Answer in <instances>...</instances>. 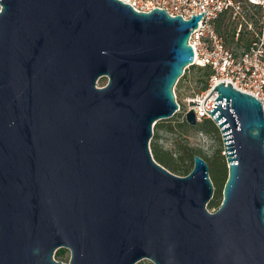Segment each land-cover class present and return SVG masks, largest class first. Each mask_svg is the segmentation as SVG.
Wrapping results in <instances>:
<instances>
[{"label":"water","instance_id":"95a60500","mask_svg":"<svg viewBox=\"0 0 264 264\" xmlns=\"http://www.w3.org/2000/svg\"><path fill=\"white\" fill-rule=\"evenodd\" d=\"M204 13L0 0V264H264L262 101L214 87L224 106L205 110L228 166L214 212L208 162L196 154L178 175L151 149L179 109ZM186 120L198 123L193 110Z\"/></svg>","mask_w":264,"mask_h":264},{"label":"built area","instance_id":"2783aa9c","mask_svg":"<svg viewBox=\"0 0 264 264\" xmlns=\"http://www.w3.org/2000/svg\"><path fill=\"white\" fill-rule=\"evenodd\" d=\"M121 1L129 4L137 12L147 13L159 8L171 16L181 15L185 20L191 19L193 13L199 15L205 11L198 27L191 33L189 43L195 52L193 65L209 66L213 72L207 88L197 97L187 100L185 116L188 111L193 110L198 122L207 118L214 120L206 110L217 106L214 103H222L224 106V99L215 101L219 93L213 91L217 84L224 81L232 83L238 90L252 94L264 105V0H247L249 6L260 8L261 16L257 30H251L253 35L248 47L241 52H236L233 47L227 45L223 33L217 28V23L224 14L230 13L235 19L242 13L241 0ZM240 30L241 28L238 32Z\"/></svg>","mask_w":264,"mask_h":264},{"label":"trees","instance_id":"16d2710c","mask_svg":"<svg viewBox=\"0 0 264 264\" xmlns=\"http://www.w3.org/2000/svg\"><path fill=\"white\" fill-rule=\"evenodd\" d=\"M241 1H246L247 3V0ZM224 16L225 14L219 19L217 23V28L220 32L222 24L224 22ZM233 23L234 22L230 20L229 23L226 24L228 26L230 25L229 30H233L234 36L237 30V24L236 26H234ZM192 66L196 67L198 72L201 73L199 81L202 83V90L206 89L209 78L213 72L212 69L209 66ZM181 87L182 84L179 83L177 86L178 96L181 94ZM179 127L183 129L185 133H188L189 130H197L215 138H220V129L218 125L214 122V120L210 118L204 119L203 121L198 122L196 125L189 124L186 118L180 121H174L173 119L168 121L159 120L154 127V134L151 140V149L155 159L159 163L164 165L166 168L178 175H187L192 171L194 167V156L196 154L202 156L208 162L210 168V177L212 178V181L215 186L214 196L210 200L208 206L210 208L218 209L223 200V188L228 178V166L226 156L222 153V148H217L213 152V154L207 155L201 149H197L191 146L189 144V141H185L182 139H176L174 141V149L171 150L166 148L160 141L161 131L175 133ZM67 253L68 249L59 248L55 253V257L60 260L65 257Z\"/></svg>","mask_w":264,"mask_h":264},{"label":"rangeland","instance_id":"374dc122","mask_svg":"<svg viewBox=\"0 0 264 264\" xmlns=\"http://www.w3.org/2000/svg\"><path fill=\"white\" fill-rule=\"evenodd\" d=\"M261 14L260 8H254L249 6L246 1H243V11L237 16V18H233L229 13L225 14L223 19V24L221 27V33H223L227 45L233 47L236 52H241L246 49L252 39L251 30L256 29L258 27V20ZM232 20L233 25L236 26L237 30L235 35L233 36V30H229L230 25L228 26L226 23ZM227 25V26H226ZM239 28H241L240 32ZM239 33V35L237 34ZM199 77H201V73L198 72L196 67L192 65L187 66L185 69V73L180 77L178 83L175 86V91L177 95V101L180 105V109H178L177 113L167 119H163L162 121H168L173 119L174 121H180L186 118L185 110L188 107L187 100L189 98L197 97L198 94L202 91V83L199 81ZM108 83V78L103 77L99 80L98 86H105ZM181 83L182 87L180 88L181 94L178 96L177 94V86ZM161 143L168 149H174L175 144L174 141L176 139H182L189 141V144L194 148L201 149L205 154L211 155L217 148H222V153L225 151V142L223 133L220 131V138H215L210 136L204 132L197 130H189L188 133H185L183 129L180 127L175 133H168L166 131H161ZM209 210L214 212L217 209L210 208ZM56 258V257H55ZM57 259V258H56ZM59 260V259H57ZM63 262L69 263L70 260V251L60 259ZM137 264H154L150 259H142Z\"/></svg>","mask_w":264,"mask_h":264}]
</instances>
